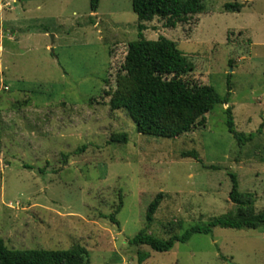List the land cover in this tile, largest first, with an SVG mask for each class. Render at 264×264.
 Masks as SVG:
<instances>
[{
  "label": "rangeland",
  "instance_id": "rangeland-1",
  "mask_svg": "<svg viewBox=\"0 0 264 264\" xmlns=\"http://www.w3.org/2000/svg\"><path fill=\"white\" fill-rule=\"evenodd\" d=\"M204 10L177 21L139 22L131 0H0V241L11 250L89 253V264H264V227L214 228L168 252L128 244L162 201L148 233L181 235L232 212L230 174L264 211V0H201ZM237 3L239 11H226ZM159 36L176 43L192 70L226 104L203 127L176 138L138 134L123 110L111 111L127 46ZM107 81V82H105ZM251 141L239 146L226 129ZM125 133L124 144H108ZM82 150L80 151V149ZM195 152L197 159L184 157ZM115 214L119 226L108 220Z\"/></svg>",
  "mask_w": 264,
  "mask_h": 264
},
{
  "label": "trees",
  "instance_id": "trees-1",
  "mask_svg": "<svg viewBox=\"0 0 264 264\" xmlns=\"http://www.w3.org/2000/svg\"><path fill=\"white\" fill-rule=\"evenodd\" d=\"M99 0H90V11L97 9ZM131 8L139 22L153 18L166 19L174 26L177 21L204 10L201 0H131ZM226 11H239L237 3H226ZM137 39L130 42L120 71L116 74L114 88L104 91L111 111L123 110L131 119L138 134L154 138H176L205 125L206 114L220 104H226L212 87L196 83L185 77L192 70L175 42L159 36L155 40L143 37L144 27L139 24ZM107 82V81H105ZM226 129L239 146L251 141L253 134L244 135L234 129L231 109H225ZM264 122L261 123L262 128ZM125 133L110 135L108 144H124ZM82 148L80 149V151ZM184 157L197 159L195 152ZM229 201L234 205L232 212L213 218L208 223L194 225L183 231L179 223L163 224L168 235L159 239L148 233L153 215L162 201L158 193L147 207L145 227L128 244L146 246L155 252H168L175 243H185L195 234H211L216 227L234 230H256L264 227V211L255 213L254 196L239 190L236 175L230 174ZM119 201L108 220L119 226L115 214L119 213ZM137 261L143 263L148 254L137 250ZM0 264H89L88 251L74 245L67 250H11L0 241Z\"/></svg>",
  "mask_w": 264,
  "mask_h": 264
}]
</instances>
